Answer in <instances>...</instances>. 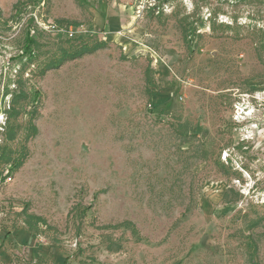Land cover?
Returning <instances> with one entry per match:
<instances>
[{"label":"rangeland","instance_id":"374dc122","mask_svg":"<svg viewBox=\"0 0 264 264\" xmlns=\"http://www.w3.org/2000/svg\"><path fill=\"white\" fill-rule=\"evenodd\" d=\"M20 92L0 264H264V0H0V153Z\"/></svg>","mask_w":264,"mask_h":264},{"label":"trees","instance_id":"16d2710c","mask_svg":"<svg viewBox=\"0 0 264 264\" xmlns=\"http://www.w3.org/2000/svg\"><path fill=\"white\" fill-rule=\"evenodd\" d=\"M30 24L34 23V18L30 19ZM31 27V25H29ZM34 30L31 28L27 30L23 46H22V54H20L19 57V63L22 66L21 70L17 72L18 79L21 80L23 78V74L27 68L28 65H30L33 62V59L37 56V53L40 49V43L37 39V36L34 32ZM105 47V44L103 42H95L94 44H89V41H79L76 45V47H71L69 49L60 48L57 52V54L54 56L53 59H51L42 69L41 74L45 75L48 71L59 69L65 62L67 61H73L76 59H80L86 55H91L100 49H103ZM150 79L148 78L147 84H149ZM150 98L153 96V92L151 90H148ZM36 96H38V93H35ZM26 94L23 92H20L18 95H13L11 100V106L9 107V110L7 112L8 118H7V127L5 130V139H6V145L3 147V150L0 153V164H8L12 163L11 168L9 169V174L13 170H17L23 163L25 159V152H20L17 156H14V152L8 147V144L12 142L15 139L18 126L13 125L11 123V120H15L20 116L21 107L20 101L26 98ZM33 133H35L36 128L33 126L32 128ZM8 174V175H9ZM37 222H40L41 220L39 218H34ZM252 244V243H251ZM255 249L252 250L251 254H255Z\"/></svg>","mask_w":264,"mask_h":264}]
</instances>
